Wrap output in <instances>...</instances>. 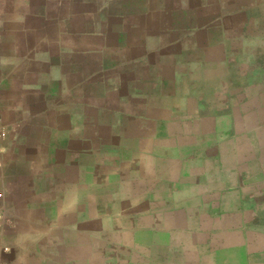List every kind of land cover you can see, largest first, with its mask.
<instances>
[{
	"label": "crops",
	"instance_id": "crops-1",
	"mask_svg": "<svg viewBox=\"0 0 264 264\" xmlns=\"http://www.w3.org/2000/svg\"><path fill=\"white\" fill-rule=\"evenodd\" d=\"M0 264H264V0H0Z\"/></svg>",
	"mask_w": 264,
	"mask_h": 264
},
{
	"label": "built area",
	"instance_id": "built-area-1",
	"mask_svg": "<svg viewBox=\"0 0 264 264\" xmlns=\"http://www.w3.org/2000/svg\"><path fill=\"white\" fill-rule=\"evenodd\" d=\"M1 218H2V214H1V212H0V220H1Z\"/></svg>",
	"mask_w": 264,
	"mask_h": 264
}]
</instances>
